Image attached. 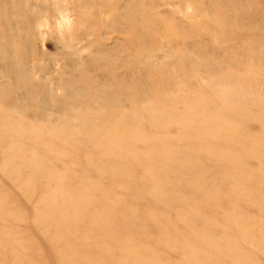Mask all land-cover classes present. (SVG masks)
Wrapping results in <instances>:
<instances>
[{
  "label": "rangeland",
  "instance_id": "obj_1",
  "mask_svg": "<svg viewBox=\"0 0 264 264\" xmlns=\"http://www.w3.org/2000/svg\"><path fill=\"white\" fill-rule=\"evenodd\" d=\"M0 264H264V0H0Z\"/></svg>",
  "mask_w": 264,
  "mask_h": 264
},
{
  "label": "bare ground",
  "instance_id": "obj_2",
  "mask_svg": "<svg viewBox=\"0 0 264 264\" xmlns=\"http://www.w3.org/2000/svg\"><path fill=\"white\" fill-rule=\"evenodd\" d=\"M157 158H158L157 156L152 157V160L155 162ZM66 193L67 192H66L64 187L58 186V194H56L54 197L50 198L49 204H48L49 219H50L51 216L53 217L54 215H57V216L62 218V220H63L62 223L63 224L65 222H67L68 224L70 222L71 225L73 223L76 224V222H79L81 220L83 221L84 218H88V219L90 218L91 222H92V220H94L93 221L94 223H98V221L100 222V221L103 220L101 217H103V218L105 217V213L98 212V211H106L107 214L109 213V211L107 209L104 210L103 208H98L96 206L94 207V209L89 210V212L83 213V215H81L80 213H74L76 211L70 212V210L67 207H65V204L61 205V204L58 203V200H60L62 198V196L64 197V195ZM79 206L82 207L81 205H79ZM87 211H88V209H87ZM95 215H97L98 218ZM99 216H101V217H99ZM93 222H92V224H93ZM62 225L57 226V228H59V227L61 228Z\"/></svg>",
  "mask_w": 264,
  "mask_h": 264
},
{
  "label": "clouds",
  "instance_id": "obj_3",
  "mask_svg": "<svg viewBox=\"0 0 264 264\" xmlns=\"http://www.w3.org/2000/svg\"><path fill=\"white\" fill-rule=\"evenodd\" d=\"M61 19L63 21H65V23L61 24L60 22H58V27L64 28L65 26H67L68 30L70 31L71 30V21L67 18V16H62Z\"/></svg>",
  "mask_w": 264,
  "mask_h": 264
}]
</instances>
